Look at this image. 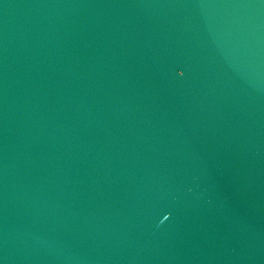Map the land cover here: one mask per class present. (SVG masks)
Returning a JSON list of instances; mask_svg holds the SVG:
<instances>
[{
	"label": "water",
	"instance_id": "obj_1",
	"mask_svg": "<svg viewBox=\"0 0 264 264\" xmlns=\"http://www.w3.org/2000/svg\"><path fill=\"white\" fill-rule=\"evenodd\" d=\"M0 264H264V0H0Z\"/></svg>",
	"mask_w": 264,
	"mask_h": 264
}]
</instances>
